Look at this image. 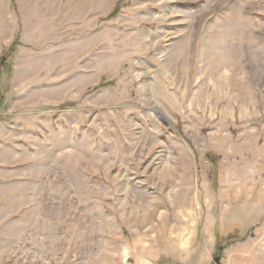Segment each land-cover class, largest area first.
<instances>
[{
  "label": "rangeland",
  "instance_id": "374dc122",
  "mask_svg": "<svg viewBox=\"0 0 264 264\" xmlns=\"http://www.w3.org/2000/svg\"><path fill=\"white\" fill-rule=\"evenodd\" d=\"M48 4L0 60V264H264V0Z\"/></svg>",
  "mask_w": 264,
  "mask_h": 264
},
{
  "label": "crops",
  "instance_id": "0c3cea01",
  "mask_svg": "<svg viewBox=\"0 0 264 264\" xmlns=\"http://www.w3.org/2000/svg\"><path fill=\"white\" fill-rule=\"evenodd\" d=\"M14 2V4H13ZM25 4L27 7L25 11L21 7L20 0H11L8 4V8L4 11L0 10V15L2 21H0V60L4 51L8 49L16 41L20 42L19 47L26 49V47H31L30 40L39 42L42 39V33L45 31L49 33V20L54 18V15H50L48 8V0H26ZM38 4L40 6H38ZM20 12V16L17 12ZM50 33H54L51 29ZM48 34V36L50 35ZM35 46V45H34ZM43 46L42 44H37L36 47ZM21 50V49H19ZM20 53V51H18ZM0 116V183L6 182L8 185L14 183L16 179V171L18 168L17 158L18 152L16 149V130L15 128L8 127L11 120L6 118L7 115L1 114ZM9 124V125H8ZM20 156V155H19ZM26 158H24V161ZM31 160V158H30ZM22 162V160H20ZM26 166V165H24ZM9 194V193H8ZM9 199L10 196L6 195ZM193 244V243H192ZM184 246L183 242H179L176 246H173L169 252L175 256H182L186 254V249L182 251ZM194 247L189 246V252L192 251ZM223 249V248H221ZM188 253V252H187ZM193 258H190L192 261ZM236 264H250L249 258H245L242 255H237L235 257ZM221 261V258H220ZM189 262V261H188ZM216 264H219L215 261ZM195 264V263H187ZM197 264V263H196ZM199 264V263H198ZM233 264V263H231ZM251 264H254L253 262Z\"/></svg>",
  "mask_w": 264,
  "mask_h": 264
},
{
  "label": "water",
  "instance_id": "95a60500",
  "mask_svg": "<svg viewBox=\"0 0 264 264\" xmlns=\"http://www.w3.org/2000/svg\"><path fill=\"white\" fill-rule=\"evenodd\" d=\"M215 261H216L217 263H220V257H219V256L216 257V258H215Z\"/></svg>",
  "mask_w": 264,
  "mask_h": 264
}]
</instances>
